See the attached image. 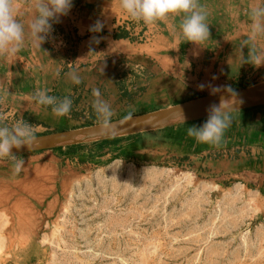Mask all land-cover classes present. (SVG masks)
<instances>
[{
    "label": "rangeland",
    "instance_id": "374dc122",
    "mask_svg": "<svg viewBox=\"0 0 264 264\" xmlns=\"http://www.w3.org/2000/svg\"><path fill=\"white\" fill-rule=\"evenodd\" d=\"M200 3L210 7L211 41L241 48L251 31L249 9L264 0ZM149 32L156 33L153 24ZM263 44L258 38V48ZM160 46L155 34L144 48L156 54ZM238 46L229 44L225 68ZM239 74L245 82L235 90L264 83V66L241 64ZM204 89L199 96L226 94ZM259 107L248 132L262 123ZM203 123L167 137L141 133L18 155L26 161L19 175L0 159V264H264V166L259 173L222 171L225 154L187 135V127ZM206 158L216 163L207 167Z\"/></svg>",
    "mask_w": 264,
    "mask_h": 264
},
{
    "label": "crops",
    "instance_id": "0c3cea01",
    "mask_svg": "<svg viewBox=\"0 0 264 264\" xmlns=\"http://www.w3.org/2000/svg\"><path fill=\"white\" fill-rule=\"evenodd\" d=\"M73 5L70 13L53 26L54 31L41 50L34 47L29 38L16 55L0 57V90L7 89L11 93L5 104L0 105V110L4 111V118L9 116V123L23 117L40 126L38 136L99 125L92 109L93 88H98L112 105L116 112L112 121H117L128 112L134 117L195 100L201 97L198 95L200 84L236 86L245 82V77L239 74L240 46L233 42L219 45L211 39L200 47L187 43L179 34L178 17L153 24L160 47L164 48L155 54L144 48L155 37L149 32L150 25L124 14L118 0H73ZM119 12L122 13L120 17L116 16ZM31 16L26 0H21L18 19L27 25ZM209 18L212 20L211 13ZM209 18L211 28L213 20ZM97 20L104 28L93 33L89 29ZM93 36L99 43L93 41ZM230 43L238 49L231 67L225 68V53ZM81 62L87 65L80 66ZM58 69L60 74L56 76ZM73 69L82 77L83 82L79 85L71 83L65 75ZM44 88L51 89V94L69 96L73 100L70 116L55 117L50 109L32 101L31 95ZM241 89L238 87L237 90ZM257 108L261 107L232 113L233 123L223 145L208 148L225 154L221 155L217 165L222 171L259 173L261 165L264 166V114L259 116L262 121L259 127L246 130L253 119H257L259 113L253 112ZM84 120L90 124L83 125ZM188 124L142 134L164 132L167 137L168 130L184 128ZM235 129L238 131L236 136ZM215 163L211 158L204 162L207 167ZM200 165L197 161L195 169L198 170Z\"/></svg>",
    "mask_w": 264,
    "mask_h": 264
},
{
    "label": "clouds",
    "instance_id": "9594fccd",
    "mask_svg": "<svg viewBox=\"0 0 264 264\" xmlns=\"http://www.w3.org/2000/svg\"><path fill=\"white\" fill-rule=\"evenodd\" d=\"M21 0H0V57L9 58L20 52L27 39L30 38L34 47L41 50L54 31V25L61 22V17L67 16L73 8V0H26L27 6L32 11V16L27 25L18 19V5ZM121 11L135 21H142L146 25L165 21L170 17L179 18V34L187 43L200 47L211 39L209 12L200 0H118ZM250 34L241 44V64H250L254 67L264 66V50L257 46L258 38H264V4L254 5L249 9ZM104 24L97 20L90 31L99 33ZM93 41L99 39L93 36ZM247 47V54L244 49ZM71 65V64H69ZM102 72V69H101ZM60 70L55 73L59 76ZM67 79L75 84H81L82 77L76 70H69ZM200 90L205 87L211 89L212 94L223 91L227 94L220 96L219 104L208 107L207 119L202 125L187 127V135L197 143L219 147L224 140V135L233 123L232 113L239 112L238 105L243 103L237 91L230 85L212 86L200 84ZM49 88L37 89L32 95V101L45 109H50L55 117L70 116L73 109V100L69 96L51 94ZM11 93L7 89L0 90V105H4ZM92 109L101 129H108L112 125V118L116 112L112 105L102 97L98 88L92 89ZM235 100L234 103L230 101ZM133 115L128 112L120 123L131 121ZM181 122H186V117L181 111ZM40 126L29 123L23 117L10 126L4 122L0 111V159L7 158L11 162L14 175H19L26 167L24 158L12 150L27 148L35 150L40 144L37 129Z\"/></svg>",
    "mask_w": 264,
    "mask_h": 264
},
{
    "label": "water",
    "instance_id": "95a60500",
    "mask_svg": "<svg viewBox=\"0 0 264 264\" xmlns=\"http://www.w3.org/2000/svg\"><path fill=\"white\" fill-rule=\"evenodd\" d=\"M236 91L239 94L238 98L243 101V103L238 105L239 111L264 106V83ZM221 95L228 98L227 94ZM221 95L205 96L166 109L134 116L131 121H125L124 123H120V120L112 121V125L108 129L102 130L99 125H94L76 130L41 135L38 136L40 144L35 150L28 151L27 148H22L20 150L13 149L12 151L17 155H22L44 150L80 146L204 120L207 119L206 110L208 107L212 104H219ZM234 102V99L230 101V103ZM181 111L186 117L185 123L181 122Z\"/></svg>",
    "mask_w": 264,
    "mask_h": 264
},
{
    "label": "bare ground",
    "instance_id": "6f19581e",
    "mask_svg": "<svg viewBox=\"0 0 264 264\" xmlns=\"http://www.w3.org/2000/svg\"><path fill=\"white\" fill-rule=\"evenodd\" d=\"M192 175V174H191ZM190 174H186V175H183L185 178H191L192 176H191Z\"/></svg>",
    "mask_w": 264,
    "mask_h": 264
}]
</instances>
